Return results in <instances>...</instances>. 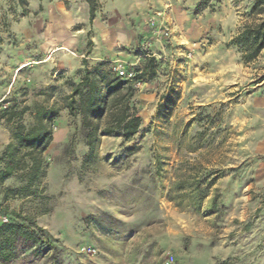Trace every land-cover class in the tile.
Segmentation results:
<instances>
[{
    "label": "rangeland",
    "instance_id": "1",
    "mask_svg": "<svg viewBox=\"0 0 264 264\" xmlns=\"http://www.w3.org/2000/svg\"><path fill=\"white\" fill-rule=\"evenodd\" d=\"M257 1L99 0L91 23L86 0H0V111L28 107L30 127L86 60L135 73L143 119L132 141L104 137L89 159L81 118L61 113L38 193L4 201L2 189L20 183L0 186V224L5 209L29 217L55 248L20 238L16 259L0 264H264V51L245 64L228 46L263 18ZM151 58L156 78L137 81ZM12 128L0 121V155ZM195 166L222 174L201 213L169 199Z\"/></svg>",
    "mask_w": 264,
    "mask_h": 264
},
{
    "label": "trees",
    "instance_id": "2",
    "mask_svg": "<svg viewBox=\"0 0 264 264\" xmlns=\"http://www.w3.org/2000/svg\"><path fill=\"white\" fill-rule=\"evenodd\" d=\"M25 3V0H21ZM89 5L90 21L96 18L99 0H86ZM254 12L264 15V0H258ZM235 46L245 64L255 62L264 51V16L258 22L247 24L228 44ZM82 76L79 82L69 84L71 92L60 102L51 106L37 107L34 122L30 127L23 124L28 107L18 109L10 106L0 111V121L12 125L11 141L0 155V186L17 178L18 187L2 189L4 201L35 196L45 180L47 164L44 154L53 142V126L63 111L72 118H81V131L88 148V158L94 159L104 137H118L125 142L132 141L141 131L142 116L134 104L138 89L129 81L122 80L107 68L103 62L92 66L83 60ZM157 76L155 58L148 61L145 69L136 77L137 81H153ZM6 98L0 104H7ZM203 137L198 139L190 152L205 147ZM160 175V168L158 172ZM222 174L197 170L196 166L182 172L174 182L169 199L182 209L201 213L211 190ZM219 196L211 201L210 209L215 213L220 207ZM1 208V205H0ZM4 212L10 217L9 223L0 224V261L10 262L17 257V242L20 238L32 245L52 246L48 234L29 217Z\"/></svg>",
    "mask_w": 264,
    "mask_h": 264
},
{
    "label": "built area",
    "instance_id": "3",
    "mask_svg": "<svg viewBox=\"0 0 264 264\" xmlns=\"http://www.w3.org/2000/svg\"><path fill=\"white\" fill-rule=\"evenodd\" d=\"M117 72H118V76L122 79H125V80H133L135 78V73L132 72V71H129L127 69H125V67L123 65H119L117 68H116ZM90 252L92 250H89ZM175 261V258L173 256H170L167 261H166V264H173Z\"/></svg>",
    "mask_w": 264,
    "mask_h": 264
}]
</instances>
